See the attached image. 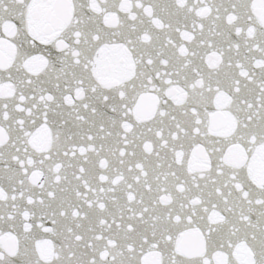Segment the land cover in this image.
<instances>
[{"label": "snow or ice", "instance_id": "1", "mask_svg": "<svg viewBox=\"0 0 264 264\" xmlns=\"http://www.w3.org/2000/svg\"><path fill=\"white\" fill-rule=\"evenodd\" d=\"M0 264H264V0H0Z\"/></svg>", "mask_w": 264, "mask_h": 264}]
</instances>
